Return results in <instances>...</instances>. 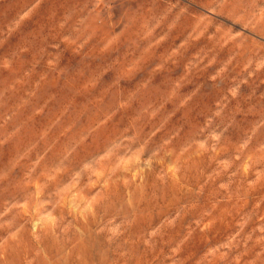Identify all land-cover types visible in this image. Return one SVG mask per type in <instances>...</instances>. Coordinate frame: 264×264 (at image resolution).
<instances>
[{
    "label": "rangeland",
    "instance_id": "374dc122",
    "mask_svg": "<svg viewBox=\"0 0 264 264\" xmlns=\"http://www.w3.org/2000/svg\"><path fill=\"white\" fill-rule=\"evenodd\" d=\"M0 264H264V0H0Z\"/></svg>",
    "mask_w": 264,
    "mask_h": 264
}]
</instances>
